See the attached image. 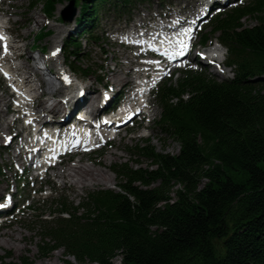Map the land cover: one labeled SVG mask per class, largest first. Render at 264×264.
<instances>
[{"label": "trees", "instance_id": "1", "mask_svg": "<svg viewBox=\"0 0 264 264\" xmlns=\"http://www.w3.org/2000/svg\"><path fill=\"white\" fill-rule=\"evenodd\" d=\"M64 1L35 0L48 15ZM74 2L83 25L106 2L132 0ZM263 10L264 0H250L213 20L232 79L188 72L159 88L158 125L177 153L137 142L136 155L151 167L117 163L115 188L86 190L77 204L52 201L51 218L39 219L42 256L62 248L80 264H264ZM65 46L79 57L78 39ZM0 264L32 263L7 251Z\"/></svg>", "mask_w": 264, "mask_h": 264}, {"label": "rangeland", "instance_id": "2", "mask_svg": "<svg viewBox=\"0 0 264 264\" xmlns=\"http://www.w3.org/2000/svg\"><path fill=\"white\" fill-rule=\"evenodd\" d=\"M29 1L30 0H0V8L3 10V13L8 12V14L4 17V20H8L10 22L8 26L13 35L17 37L16 40L18 43L16 42V45L18 46V52L23 54V57L20 60L12 61V64L21 63L23 59L27 58L30 53V51H28L29 46L36 45L39 49L45 48L42 50L47 53L56 45L61 47L64 46L65 37L70 32H73L77 26L73 20L74 16L71 20L62 19L64 14L65 16H70L77 10L76 8H74V10L70 7L68 2L64 1L57 3L55 5V10L47 17L43 14L40 3L35 4L34 8L28 11L27 6ZM181 1L182 0H149V3L145 2L142 6L134 8L135 12L132 13L131 19H136L135 17L138 15L142 16V9L148 13L150 11L153 12L158 3L159 5H165L168 3L174 5V3H180ZM187 1L189 3L194 2V0ZM72 11L74 12L72 13ZM9 14L11 15L8 16ZM38 16L39 18L37 19ZM113 18L114 16L112 14L106 12L101 16L96 35H100L102 40H98V42H96L92 39L89 42H85V39H82L80 57L74 60L76 65H79L81 68L87 67L86 70L90 72V76L85 79L80 78L77 75L78 78L82 80L76 81L78 83H82V85L86 87L90 85L93 86L90 89L91 91L88 93L89 95L94 92L95 88L99 87V85L94 82L97 75L101 76L103 83L105 81H109L108 83L115 84L113 81L116 78L113 77V73H110V68L115 63L120 64L118 69L122 70L120 75L121 78H125L123 75L128 72L126 77L134 80V77L130 75L134 60L126 59L123 55L124 53L121 51L122 48L117 44H114L108 35L110 29L112 30L118 26H123V23L118 24ZM243 23L244 25L249 26L255 24L256 21L252 18H248L245 19ZM41 30H43L42 32L49 31L50 33L34 39L32 34ZM204 31H209V27L205 28ZM71 34L74 35L75 33ZM31 54H34V52H31ZM123 58H125L128 63L121 64V62L124 61ZM27 60L33 64L30 58ZM62 62H64V68H66L68 63L71 62V59L67 60L63 55V50L57 55L54 63L61 64ZM17 74L21 76L20 73ZM71 76L73 78L72 73ZM218 76L221 77L220 75ZM46 79L49 81L50 78ZM53 82L56 85L54 88H58V81L55 80ZM0 85V95H3L4 93L2 87L5 88L4 86H6V80H3V82L0 81ZM117 85L118 84H115V86ZM77 90L78 88H76V91ZM96 98L99 99V95H97ZM7 99L6 94V98L4 96L2 100L6 102ZM4 101L3 104L0 102V171L2 173V175H0V198L3 195H7L8 192V196H10L13 200H17L20 199L18 194L21 193V190L18 188V192L16 194L15 189L16 184L19 181L18 174L22 169L21 163L24 158L17 160L14 157L15 150L12 148V145L9 147L4 146L7 138H1L3 137L1 134L13 132V129H10L11 126L9 123L12 115H8L11 110H9V106H4ZM151 102L153 108L150 120H147L149 118L148 117L144 121H140V123L137 124V128L121 131L119 136L113 140L111 145H105L101 152L84 154L81 155L80 159L78 157H71L67 160L65 159L63 165L56 167L53 171L47 172L49 173L47 179L52 181L57 188L66 186L69 200L77 201L78 197L87 189L114 187L117 182V177L110 169L114 163L119 164L125 162L132 167H138L140 165L142 167H149V160H146L143 156L140 157V155H136V149L133 147L137 142H144L145 138H149L150 144L158 151L168 152L170 154L177 153L179 149L178 143L162 134L154 123V119H156L159 114V108L156 104V100L152 96ZM40 107L41 105L39 103V108ZM44 108L43 103V109ZM34 173V171L29 173L26 172V174L22 176L21 181H19L21 184H25V182L29 183L25 188L26 191H29L31 194H34L33 190L38 189L40 185L39 182H36V176ZM27 175L28 179L24 180ZM49 187L50 184L43 187V194L48 193ZM19 207L22 206L19 204ZM14 211L17 213L16 210ZM5 223L11 224L0 230L1 254L5 251H10L13 257L16 258L20 255H25L32 264H80L73 257L65 256L62 250L52 251L48 254V256L43 257L38 248V243L41 241V228L38 226V223L33 224L29 222V225L26 226L23 221L8 220Z\"/></svg>", "mask_w": 264, "mask_h": 264}, {"label": "bare ground", "instance_id": "3", "mask_svg": "<svg viewBox=\"0 0 264 264\" xmlns=\"http://www.w3.org/2000/svg\"><path fill=\"white\" fill-rule=\"evenodd\" d=\"M3 14H5V15H7L8 14V12H5V13H3ZM39 18V16L37 17V19ZM16 42L17 41H14L12 44H10L9 46H8V49L9 50H14L15 48H17L18 49V46L16 45ZM215 48H216V46H213V47H211L210 48V50H209V53L211 52L212 53V51H214L215 50ZM4 56H7V54L6 55H4ZM21 57V54H17L16 55V58H20ZM126 59H132V60H134L132 57L131 58H126ZM122 63H128V61L127 60H124V61H122L121 62V64ZM20 66H18L17 67V73H20L21 74V76H19L20 77V79L22 80V83H24V86H26L29 82H31L32 81V77H31V71L30 70H32V69H34V67H33V65H31V64H29L28 63V61L26 60V61H23L21 64H19ZM119 66H120V64H116L115 66H114V68L112 69V71H111V69H110V71L113 73V77H115L116 79L113 81L115 84H118L117 86H115V84H112V89L108 92V94H110V93H112V92H114V91H116V92H122V93H126V90H127V88H129V86L128 85H131V83L133 82V79L132 78H128V77H126V75H127V73L128 72H126L125 73V75H123L125 78H121L120 77V75H121V73H122V70H119L118 68H119ZM51 68H53L54 69V67L51 65ZM117 69V70H116ZM132 69H133V64H132ZM54 71L55 72H57V69H54ZM119 71V72H118ZM18 75V74H17ZM131 75V74H130ZM132 76V75H131ZM132 77H134V76H132ZM134 79H135V77H134ZM17 80H19V78L17 79ZM70 82V81H69ZM15 86V85H14ZM16 87V86H15ZM67 87V86H66ZM51 88V85H50V83L48 82L47 83V86L46 87H44L43 88V91H45V94H44V96L43 97H41L40 98V95L42 94V92H40V91H37V90H35V89H31L30 91H29V93L30 94H32V95H35L36 96V98H37V100H38V98H39V103H40V105H41V107L40 108H38L35 112H34V114H36L35 115V118H39L40 116H41V113L40 112H42V111H44V112H47V113H49V114H52V116L53 117H57V116H59L58 114H59V110L56 108V106L55 107H53L52 109H47L46 108V106H44L45 108L43 109V103H45V102H47L48 100H50V97L51 96H53L54 95V93H56V91H57V89H55V90H52V89H50ZM65 89V87L63 88V90ZM91 89V88H90ZM15 91H18L17 89H15ZM58 91H59V89H58ZM96 92V91H95ZM82 96H80V98H79V100L78 99H76L77 97H76V95L74 96L73 95V100H76V105L78 106V105H80V104H82V103H85L86 105H89L90 104V106H91V108H92V105L93 104H95L96 105V101H94L93 99H95V96L98 94V93H92V94H88L89 93V90L86 88V89H84L83 91H82ZM11 94H14V91L11 93ZM108 94H105V96H107ZM104 96V97H105ZM7 100H6V102L4 101V105L5 106H7V102L9 101V99H10V94L9 95H7ZM27 99V98H26ZM106 99H111L109 96L108 97H106L105 99H103V107H105V103L107 102V100ZM59 101V100H58ZM54 102L56 103L57 102V99H55L54 100ZM39 103H38V106H39ZM111 103H114L113 101L111 102ZM114 104H112V106H113ZM67 112L70 110V103L69 104H67ZM92 110H90V112H91ZM0 112H1V110H0ZM46 114V113H45ZM4 116V115H3ZM61 117V116H60ZM10 123V126L11 125H13L14 124V121H12V122H9ZM104 125V124H103ZM103 125H101V126H103ZM2 136H4V134H1ZM19 135H20V132H19V130H17L13 135H12V138H19ZM76 169V168H75ZM93 173V172H92ZM94 174V173H93ZM93 177V176H92Z\"/></svg>", "mask_w": 264, "mask_h": 264}, {"label": "water", "instance_id": "4", "mask_svg": "<svg viewBox=\"0 0 264 264\" xmlns=\"http://www.w3.org/2000/svg\"><path fill=\"white\" fill-rule=\"evenodd\" d=\"M71 4H72V2H71Z\"/></svg>", "mask_w": 264, "mask_h": 264}]
</instances>
